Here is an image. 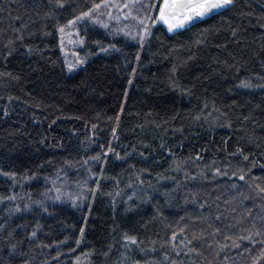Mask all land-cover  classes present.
I'll return each instance as SVG.
<instances>
[{
	"label": "trees",
	"instance_id": "1",
	"mask_svg": "<svg viewBox=\"0 0 264 264\" xmlns=\"http://www.w3.org/2000/svg\"><path fill=\"white\" fill-rule=\"evenodd\" d=\"M102 1L0 0V264H264V0L143 47L85 22L69 75L58 30Z\"/></svg>",
	"mask_w": 264,
	"mask_h": 264
},
{
	"label": "snow or ice",
	"instance_id": "2",
	"mask_svg": "<svg viewBox=\"0 0 264 264\" xmlns=\"http://www.w3.org/2000/svg\"><path fill=\"white\" fill-rule=\"evenodd\" d=\"M234 2L235 0H163V4L159 6V15L158 16H152L148 13H150L154 8L155 5L154 4H144V3H140V7L144 10L145 15L143 17L141 16H136L134 17V19H136L139 23V25L142 28L141 32L138 33H131L128 32L126 33V35L131 36L132 39H138L140 42V46L143 47L144 42L146 41L147 37L150 36L151 34V26L152 24H154L157 20L163 21L165 24L168 25V31H173L174 29H179V28H183L185 27V22L188 21H193L195 18H204L207 16L212 15L213 13L215 14H219L220 10H227L231 7L234 6ZM56 4L57 7H64V3L63 0H56ZM101 4H94L92 8H90L87 12H82L79 16H75L73 19H70L67 21V25L66 26H74L75 24L79 23L80 21H82L85 17L89 18V19H93L94 18V11H98L101 8ZM104 6H108V5H104ZM136 4L133 0V2L130 4H125L124 7H128L129 8V12L127 13V16L132 15V11L131 9L133 7H135ZM109 16L111 18V13H109ZM118 19V18H117ZM97 23H100L99 20H96ZM66 26H61L59 28V31L61 33H63L65 31V27ZM105 28L108 27L107 24L103 25ZM82 42V41H81ZM113 48V50H115L114 46H110ZM101 51H108V49L105 48H101ZM137 59H139V55L137 56ZM84 63V60H78L76 64H69L68 65V70L72 71L75 67H77V64H82ZM242 86L245 88H250L253 87L252 84L248 83V82H244L242 81ZM260 87H264V85H260ZM119 119V117H117V120ZM96 126L93 125V128H95ZM113 134H115L116 129L114 128L113 130ZM113 151L112 148L109 146L108 148V152ZM104 155L106 156L107 153H104ZM119 155V154H117ZM101 157L97 156V157H93V160H99ZM245 159H247V157H245ZM85 163H87V161H85ZM217 172H219V169L216 170ZM4 175H12L15 176V173H4ZM95 175V174H93ZM233 175H236L235 173H233ZM240 180H244L245 176L243 174H241L239 176ZM87 183V182H85ZM53 184H55V182H53ZM99 181H96V188L99 189ZM259 188V186H257ZM51 191V190H49ZM55 191L57 193V195L55 196L56 200H60L61 196H67L69 199L72 200L73 205L75 206L76 201L77 200H84L87 197L84 194V191L82 190L81 193L79 194H71V193H62L60 188H55ZM88 191H93L91 189H88ZM259 191L261 193H264V188H259ZM94 194V192H93ZM45 196L48 195L47 192L44 193ZM10 199H15V196L11 197ZM34 204L40 205L41 208H43V210L45 212L48 211L47 208L44 207V202L42 200H36L33 201ZM29 209V205L25 204L24 206V210H28ZM15 212H20L21 208L19 207V205L16 206V208L13 210ZM3 225H0V228H2ZM81 234L83 235V229L80 230ZM9 235H11V233H9ZM37 233L36 231H33L31 233L32 237H36ZM175 236V234H173ZM243 239H251V236L248 237H243ZM124 240L127 241L129 244H135L136 241V237L134 236H128L127 234H125L124 236ZM79 240H77V244H79ZM254 242V241H253ZM189 243H191V241H189ZM127 246V244L125 245ZM233 246H238V245H233ZM13 251H15V245L12 246ZM193 251H195L193 249ZM105 255H107V253H105ZM227 259V257H226ZM24 264H28L27 261L24 262Z\"/></svg>",
	"mask_w": 264,
	"mask_h": 264
},
{
	"label": "rangeland",
	"instance_id": "3",
	"mask_svg": "<svg viewBox=\"0 0 264 264\" xmlns=\"http://www.w3.org/2000/svg\"><path fill=\"white\" fill-rule=\"evenodd\" d=\"M132 2L133 0H105V1H102L98 3V4H101L102 6L98 11H94L93 19H89L85 17L82 21L75 24L74 26H66L65 31L63 33H61L58 30L59 50H60V54L62 56L63 63H64L67 74L70 75L78 71L93 56L92 54H88L87 52L84 51V34L82 33V29L84 28L85 22L92 23L100 27H104L103 26L104 24L108 25V24L113 23L118 29L116 31H118L120 35L128 37L129 39H132V38L131 36L126 35V33L131 32L135 34V33L142 31L141 26L139 25L138 21L134 19V17L139 16V14L143 11V9L140 7V3L145 4L146 1L145 0H134L136 6L131 9L132 15L127 16V18H125L127 13L129 12V8L124 7V5L125 4L131 5ZM162 4H163V0L161 2V5ZM104 5H108V6L106 7ZM109 13H111V18L109 16ZM158 15H159V11H158ZM96 20H99L100 23H97ZM157 21L162 23L168 29V25L165 24L163 21H160V20H157ZM112 31L115 32V29H112ZM134 41L140 44L138 39H135ZM111 48L112 47L110 46L105 47V49H108V50H110ZM103 52L105 51L99 50L97 53H103ZM81 59L84 60V63L77 64V67H75L72 71L68 70L69 64H76L77 61ZM66 182L68 181L62 180V179L58 181V188L61 189L62 193L66 192V193H71L75 195V194L81 193V191L83 190L82 186H80L81 184L74 185V187H76L74 188V190L70 189V186L68 185L69 183L67 184ZM48 196L49 195L45 197H48ZM78 261H81V259Z\"/></svg>",
	"mask_w": 264,
	"mask_h": 264
},
{
	"label": "water",
	"instance_id": "4",
	"mask_svg": "<svg viewBox=\"0 0 264 264\" xmlns=\"http://www.w3.org/2000/svg\"><path fill=\"white\" fill-rule=\"evenodd\" d=\"M221 11V10H220ZM214 14V13H213ZM211 16V15H210ZM208 17V16H207ZM204 18H206V17H204ZM204 18H195L193 21H190V22H188V21H186L185 22V27H187V26H189V25H191V24H194V23H197V22H199L200 20H202V19H204ZM185 27H183V28H185ZM167 28V27H166Z\"/></svg>",
	"mask_w": 264,
	"mask_h": 264
}]
</instances>
